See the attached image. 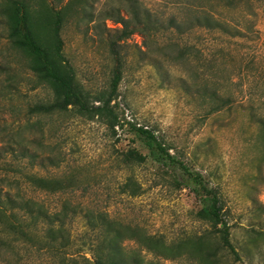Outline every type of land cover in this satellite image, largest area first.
Returning <instances> with one entry per match:
<instances>
[{
    "label": "rangeland",
    "instance_id": "374dc122",
    "mask_svg": "<svg viewBox=\"0 0 264 264\" xmlns=\"http://www.w3.org/2000/svg\"><path fill=\"white\" fill-rule=\"evenodd\" d=\"M47 2L63 8L67 0ZM132 2L161 21L187 20L202 9L241 34L135 30L119 44L122 78L114 102L124 123L111 130L106 120L73 107L26 114L33 104L51 103L54 91L30 72V57L9 43L0 0V141L19 134L37 156L56 161L32 165L4 153L7 145L0 143V188L13 183L51 213L66 209L62 238L52 242L42 223L30 229L29 244L7 236L0 264L104 262L107 227L119 233L129 262L264 264V142L257 124L264 118V0H73L61 30L63 55L91 100L109 91L113 72L107 39L116 37L118 25L101 13L123 15ZM39 4L31 0L36 20ZM27 121L31 129L24 128ZM125 122L152 130L175 159L218 190L236 254L200 217L178 172L155 162ZM129 151L143 161L128 160Z\"/></svg>",
    "mask_w": 264,
    "mask_h": 264
},
{
    "label": "trees",
    "instance_id": "16d2710c",
    "mask_svg": "<svg viewBox=\"0 0 264 264\" xmlns=\"http://www.w3.org/2000/svg\"><path fill=\"white\" fill-rule=\"evenodd\" d=\"M72 1L67 0L63 8H56L48 4L47 0H39V6L42 10L39 20H36L31 14V0H3V14L6 16L9 43L30 57V72L40 82L50 84L54 91V100L51 103H36L29 106L26 110L28 116L51 115L65 112L73 107L81 115L106 120L109 128L114 130L115 127H121L124 123L114 102L122 78V56L119 44L128 39L135 30H141L144 33L173 31L183 34L194 28H204L209 31H221L231 36H240L239 34H241L236 27H230L227 23L216 19L202 9H194V16L190 19L171 17L167 21L157 19L146 9L141 11L135 2L131 3V10L123 15L114 9L103 11L101 14H104L105 18L113 20V23L118 25L115 30L116 37H108L107 39L113 60V72L109 91L91 100L77 86L74 70L63 55L64 43L61 30L65 9ZM85 10L83 7V15L91 14ZM214 94L215 97L222 98L216 92ZM220 108L218 107L215 111H219ZM125 123L130 127L131 132L140 139L148 150L149 156L155 162L175 173L178 172L179 181L188 187L201 206L200 217L209 221L216 228L222 247L230 253L236 254L230 242V226L223 218L218 190L200 173L190 171L181 161L175 159L152 130L147 127L132 125L129 122ZM257 124L264 142V118L258 119ZM27 126L31 129L34 124L27 121L24 128ZM8 138L7 142L0 141V143L7 145L6 150L3 151V148H0V151L21 159H27L32 165L37 161H39L40 166H43L45 162L49 165L56 164L55 159L51 157L41 158L32 152L19 134H10ZM125 156L128 160L143 161V157L136 151H129ZM39 181L42 184L39 185L41 188H47L44 185L45 181L41 179ZM13 186V183L7 182L0 188L1 247L7 244V236L21 239L28 244L31 243L32 233L30 229L39 223L46 225L47 237L52 242L62 238L65 207L59 212L51 213L42 203L22 195L18 185L14 186L15 191H13ZM128 186L129 183L126 184V187ZM130 189L135 192L133 187L130 186ZM106 229L107 244L105 246L108 252L105 261H99L98 264H139L135 260L129 262L122 255L119 233L113 231L111 227Z\"/></svg>",
    "mask_w": 264,
    "mask_h": 264
}]
</instances>
